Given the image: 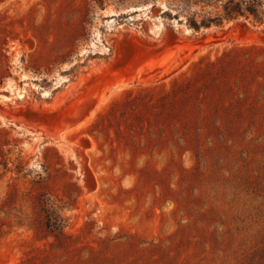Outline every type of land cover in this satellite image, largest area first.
Segmentation results:
<instances>
[{"label":"rangeland","instance_id":"1","mask_svg":"<svg viewBox=\"0 0 264 264\" xmlns=\"http://www.w3.org/2000/svg\"><path fill=\"white\" fill-rule=\"evenodd\" d=\"M174 13L0 0V264H264V23Z\"/></svg>","mask_w":264,"mask_h":264},{"label":"trees","instance_id":"2","mask_svg":"<svg viewBox=\"0 0 264 264\" xmlns=\"http://www.w3.org/2000/svg\"><path fill=\"white\" fill-rule=\"evenodd\" d=\"M167 4L175 9L173 17L194 31L238 18L264 23V0H167Z\"/></svg>","mask_w":264,"mask_h":264}]
</instances>
